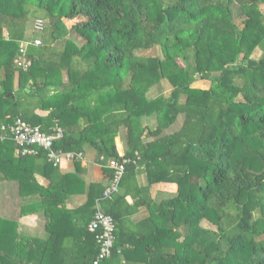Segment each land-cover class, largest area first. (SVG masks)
Instances as JSON below:
<instances>
[{"label":"trees","instance_id":"16d2710c","mask_svg":"<svg viewBox=\"0 0 264 264\" xmlns=\"http://www.w3.org/2000/svg\"><path fill=\"white\" fill-rule=\"evenodd\" d=\"M259 4L264 0H0V38L5 28L15 55L31 16L43 21L42 30L35 31L41 44L26 51L31 65L21 70L14 58L7 63L6 80L19 70L29 88L0 90L7 103L5 124L18 116L48 131L58 120L64 134L54 142L55 149L82 152L88 141L106 163L119 158L114 137L125 124L124 155L135 162L126 165L119 188L129 179L135 183L144 172L145 181L135 187L137 203L161 217L160 224L142 219L130 232L143 250L144 264H264V14L256 10ZM237 18H243L242 27ZM70 31L83 37V44L77 47L66 39L63 48L55 47ZM156 46L162 58L138 55ZM256 47L262 52L258 59L250 56ZM162 60L173 63L177 73L166 79L171 88L148 109L143 94L154 80H164ZM63 68L70 93L43 98L50 77ZM198 79L209 81L210 87H193ZM74 91L78 95L69 97ZM89 94L95 95L94 103L86 107ZM37 108L51 111L44 119ZM86 109L87 124L77 135L68 133L73 115ZM160 110L165 122L145 124L147 115ZM179 115L183 122L178 130L162 135ZM140 118L142 128L137 127ZM210 118L219 124L207 134ZM143 134L152 141L145 142ZM170 155L187 160L166 162ZM21 157L42 160L45 173L47 168L57 172L44 151ZM103 172L108 181L111 170ZM154 182L177 188L157 201L149 193ZM104 188L91 183L85 205L93 216L96 199L101 200V209L113 217L114 247L100 264H120V221L112 207L129 190L104 199ZM84 235L95 243L87 224ZM59 244L57 235H50L38 260H14L0 251V264H45L57 245L59 264H90L97 251L95 243L88 257L72 258L63 255L70 248Z\"/></svg>","mask_w":264,"mask_h":264},{"label":"crops","instance_id":"0c3cea01","mask_svg":"<svg viewBox=\"0 0 264 264\" xmlns=\"http://www.w3.org/2000/svg\"><path fill=\"white\" fill-rule=\"evenodd\" d=\"M30 30L26 29L25 39L37 38L30 35ZM23 40V39H22ZM7 30H1L0 38V90L9 89L17 91L29 88L25 79L16 70L12 79L6 80V70H10L8 61L15 58V50L12 44H8ZM15 55V56H14ZM14 56V57H13ZM14 64V63H13ZM49 86L42 93L43 98L51 95H65L70 93V85L67 83L66 69L63 68L59 76L50 77ZM198 81H207L198 79ZM209 82V81H208ZM5 83V84H4ZM200 88V87H199ZM206 88V87H201ZM76 91L71 96H77ZM86 107L94 102V94L86 96ZM90 100V102H88ZM93 106V105H92ZM7 103L1 99L0 95V251L14 260H26L34 257L39 259L44 242L50 235H57V242L64 244V249L70 248L71 257H88L95 250V243L84 235L85 225L92 219L91 209L85 205L88 187L91 183L100 182L106 186L108 181L104 178L103 168H108L103 162V157L99 158L95 148L86 141L83 144L81 157L73 160H64L59 163L54 172L47 168L44 172L43 161H33L31 158H22L17 153L14 142L7 136V132L2 130L6 125L8 114L5 113ZM84 107V106H83ZM49 109L35 110L44 119L50 113ZM87 109L83 114L73 115L75 124L67 127L70 134L77 135L87 124ZM140 118V127H142ZM9 124V123H7ZM145 124H151L146 119ZM127 127L114 137V142L118 154H124L128 147ZM145 134V133H144ZM145 142L152 141V137H146ZM145 173L140 172L135 183L132 180L125 181L123 188L118 192H123L127 188L124 199L113 205L114 214L119 218L120 235L117 242L121 243L120 264H144V253L138 242L130 232L133 231L140 220L147 217L153 218L158 224L161 217L154 213L153 209L144 204H138L139 194L137 185L145 181ZM137 180V182H136ZM136 184V186H135ZM176 185L162 182H154L149 187L150 197L157 201L171 197L176 191ZM101 200L96 199V202ZM64 209L69 213L63 212ZM143 230V229H141ZM88 231V230H87ZM36 239L39 244L32 242ZM45 264H59V248L55 247L52 259Z\"/></svg>","mask_w":264,"mask_h":264},{"label":"built area","instance_id":"2783aa9c","mask_svg":"<svg viewBox=\"0 0 264 264\" xmlns=\"http://www.w3.org/2000/svg\"><path fill=\"white\" fill-rule=\"evenodd\" d=\"M33 28L37 31L42 30V19L37 18L33 23ZM40 44L41 40L38 38L20 40L18 53L13 59L14 65L21 70H26L31 65V60L26 56L28 46ZM2 130L7 132V136L14 142L17 153L21 156H35L40 151H44L47 161L54 166L64 160H73L81 157L80 152L63 151L53 147L54 142L62 138L64 134V129L60 126L58 120H54L48 131H43L40 126L31 125L17 116L11 123L3 125ZM131 162L135 161L124 154L119 155V158L107 160V167L112 173L102 194L104 199L110 198L118 191L126 165ZM87 230L93 233L97 245L96 254L90 264H100L112 254L115 221L110 214L105 213L101 209L99 201L95 204V210L92 219L87 224Z\"/></svg>","mask_w":264,"mask_h":264},{"label":"rangeland","instance_id":"374dc122","mask_svg":"<svg viewBox=\"0 0 264 264\" xmlns=\"http://www.w3.org/2000/svg\"><path fill=\"white\" fill-rule=\"evenodd\" d=\"M256 10L258 12H260L261 14H264V4H259L257 7H256ZM31 22L29 23V30H30V35L33 37V36H36L38 35L37 30H35L33 28L34 31H31V28H32V23H34V20L36 19L35 18V15L31 16ZM242 19L243 18H237L235 19V23L239 26V27H242L243 23H242ZM71 24V21H65V26H70ZM47 33L48 32V29L47 28H44L43 30V33ZM40 39V38H38ZM70 40L71 42H73L74 44H76L77 47H80L82 44H83V37L79 36L77 33L75 32H67V34L64 35V37L57 41V43H55V47L57 48H63L64 46V41L65 40ZM262 52L261 50L256 47L255 49H253L252 53L250 54V56L252 58H255V59H258L260 56H261ZM139 56H161V51H160V48L158 46H156L155 48H153L152 50H149L147 52H144V53H139L138 54ZM140 61H142V59H139ZM145 62L148 61V58L146 60H144ZM177 61L179 64L183 65L182 62L180 61L179 58H177ZM153 65V64H152ZM162 67V70H161V74H162V77L164 78V80H159V79H156L154 80V83L151 84V86L147 89V91L143 94L144 98L146 99V102H147V105H148V109L150 108V106L154 107L156 105V100L158 99L159 95L161 94L162 91H167L168 89L171 88V83L169 82V80H166V79H169V78H173L174 75L177 73V67L169 62L168 60H162V64L160 65ZM174 81V79H173ZM195 85H197L196 87H206V88H209L211 83L208 82V81H198ZM165 111L163 110H160L158 113L156 114H153V115H147V120L149 123L153 124V123H163L165 122L166 120V117H165ZM138 122H139V125H140V120L137 119ZM183 122V115H179L176 122H174L172 125H170L168 128H165L162 132V135H167V134H171L173 132H175L176 130H178V128L181 126ZM218 121L215 119V118H210L208 120V128H207V134L208 133H214L217 131V127H218ZM137 126L138 128L140 126ZM143 126V124L141 125ZM125 124L122 126V130L125 129ZM142 128V127H140ZM128 129V128H126ZM130 130V128H129ZM141 130V129H140ZM133 134H135V131L133 132ZM138 135V133H137ZM136 135V136H137ZM96 151V150H95ZM187 160V157L185 155H176V156H167V158H165V161L166 162H175V161H186ZM206 226H208L207 224H204ZM182 234L184 235L185 233H187V230L186 229H182L181 230ZM182 235V237H183ZM181 237V239H182ZM39 244V243H38ZM37 246V245H36ZM31 258V257H29ZM31 259H34V260H38L37 258H34L32 257Z\"/></svg>","mask_w":264,"mask_h":264}]
</instances>
